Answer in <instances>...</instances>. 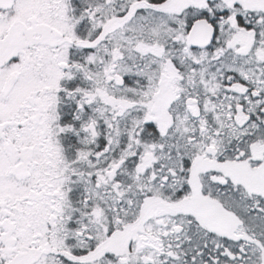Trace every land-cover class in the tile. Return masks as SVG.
I'll return each mask as SVG.
<instances>
[{
    "label": "snow or ice",
    "instance_id": "obj_1",
    "mask_svg": "<svg viewBox=\"0 0 264 264\" xmlns=\"http://www.w3.org/2000/svg\"><path fill=\"white\" fill-rule=\"evenodd\" d=\"M0 264H264V0H0Z\"/></svg>",
    "mask_w": 264,
    "mask_h": 264
}]
</instances>
